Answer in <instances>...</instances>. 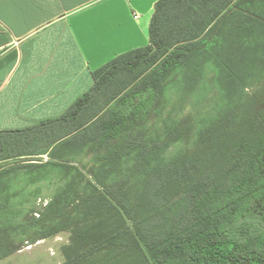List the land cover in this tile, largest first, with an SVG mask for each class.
Wrapping results in <instances>:
<instances>
[{"label":"trees","instance_id":"1","mask_svg":"<svg viewBox=\"0 0 264 264\" xmlns=\"http://www.w3.org/2000/svg\"><path fill=\"white\" fill-rule=\"evenodd\" d=\"M148 36L0 131V260L67 233L60 264H264V0H159Z\"/></svg>","mask_w":264,"mask_h":264},{"label":"crops","instance_id":"2","mask_svg":"<svg viewBox=\"0 0 264 264\" xmlns=\"http://www.w3.org/2000/svg\"><path fill=\"white\" fill-rule=\"evenodd\" d=\"M158 1L0 0V131L58 118L94 71L146 47ZM15 253L0 264H20Z\"/></svg>","mask_w":264,"mask_h":264},{"label":"rangeland","instance_id":"3","mask_svg":"<svg viewBox=\"0 0 264 264\" xmlns=\"http://www.w3.org/2000/svg\"><path fill=\"white\" fill-rule=\"evenodd\" d=\"M252 89H248V93H251ZM186 114V113H185ZM11 176V175H10ZM8 175L5 176V179H10V181L6 180V183L10 189H15V187L10 186V182L12 180H18L17 177H13V175L10 177ZM3 179V178H2ZM1 183V179H0ZM1 194V193H0ZM7 195V194H5ZM4 198L1 197V200ZM6 199V198H5ZM21 198L15 197L12 200L5 201V204L7 206L11 207V211H13L15 207H18L21 204ZM49 197H38V203L37 205H44L46 206L48 204ZM13 203V204H12ZM68 244V234L67 233H60L54 237L45 239L44 241L40 242L39 244L28 248L27 245H21L17 248V253H15L14 257L18 258L20 261V264H60L62 262V255L60 252V248Z\"/></svg>","mask_w":264,"mask_h":264}]
</instances>
